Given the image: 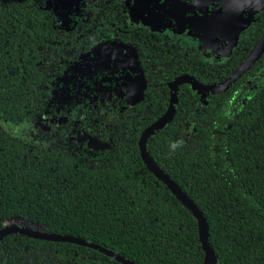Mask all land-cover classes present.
Masks as SVG:
<instances>
[{
	"label": "trees",
	"instance_id": "obj_1",
	"mask_svg": "<svg viewBox=\"0 0 264 264\" xmlns=\"http://www.w3.org/2000/svg\"><path fill=\"white\" fill-rule=\"evenodd\" d=\"M36 10L28 0H0V228L17 217L138 264H202L197 220L146 166L139 132L116 129L124 133L89 156L28 135L47 73L36 51L44 28ZM259 70L264 78V68L250 73ZM248 75L188 118L190 126L182 116L194 101L181 88L174 117L146 140L157 165L203 212L217 264H264V81L246 84ZM0 264L123 263L84 245L9 233Z\"/></svg>",
	"mask_w": 264,
	"mask_h": 264
},
{
	"label": "flooded vegetation",
	"instance_id": "obj_2",
	"mask_svg": "<svg viewBox=\"0 0 264 264\" xmlns=\"http://www.w3.org/2000/svg\"><path fill=\"white\" fill-rule=\"evenodd\" d=\"M28 1L44 25L36 51L47 71L28 131L87 156L124 133L116 129L140 135L139 123L161 117L176 79L220 85L264 39V0H71L64 17L55 0ZM262 56L264 48L232 85L247 72L244 83L264 81L261 70L250 73L264 68ZM181 88L194 101L182 116L188 126L229 89L199 92L183 80L178 97Z\"/></svg>",
	"mask_w": 264,
	"mask_h": 264
},
{
	"label": "water",
	"instance_id": "obj_3",
	"mask_svg": "<svg viewBox=\"0 0 264 264\" xmlns=\"http://www.w3.org/2000/svg\"><path fill=\"white\" fill-rule=\"evenodd\" d=\"M264 48V39H262L261 43L256 46V48L250 53L248 59L240 65L235 71L225 80L222 84L217 86H208L204 85L195 78L192 77H180L176 79L171 86V98L169 102V106L166 112L154 123L146 127L140 137H139V152L140 155L145 162L146 166L160 179L162 180L167 187L175 194V196L193 213L197 220L199 239L202 243V247L205 251V257L202 264H217V256L210 245L209 236H208V225L203 212L197 207V205L191 200V198L175 183L173 179L169 177V175L164 172L154 161V159L149 154L146 147V140L150 135L156 133L161 127L166 125L171 118L173 117L178 101V86L179 83L183 80L189 81L192 88L199 92L205 93H216L222 90L229 88L238 77L244 73L249 66L253 63V61L260 55ZM9 233H21L27 236H32L38 239L51 240V241H63L76 243L79 245H84L87 247H91L96 249L106 255L112 257L113 259L123 263V264H138L127 257H124L111 249L99 245L94 242H90L89 240L73 235L64 234L58 231H47L43 229H39L37 227L28 226L26 224H16L12 223L9 225H2L0 228V240Z\"/></svg>",
	"mask_w": 264,
	"mask_h": 264
},
{
	"label": "rangeland",
	"instance_id": "obj_4",
	"mask_svg": "<svg viewBox=\"0 0 264 264\" xmlns=\"http://www.w3.org/2000/svg\"><path fill=\"white\" fill-rule=\"evenodd\" d=\"M55 1H56V6H59V8H60L58 10L59 15L61 17H64V15L66 14V11H68L66 6H68L71 3V0H55ZM165 2H167V1H165ZM182 2H184V0H182ZM163 6H164L163 3L156 2L154 4L155 9H157V10H162ZM14 130L19 131L18 127H15ZM28 135H30V131H28ZM12 223L26 224L28 226L37 227L39 229H45V230H55V229H57V227L43 226V225H40V224H37V223L29 222L26 219H21V218H17V217H12V218H9L7 220H4L2 222V225H9V224H12Z\"/></svg>",
	"mask_w": 264,
	"mask_h": 264
}]
</instances>
